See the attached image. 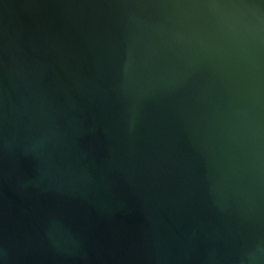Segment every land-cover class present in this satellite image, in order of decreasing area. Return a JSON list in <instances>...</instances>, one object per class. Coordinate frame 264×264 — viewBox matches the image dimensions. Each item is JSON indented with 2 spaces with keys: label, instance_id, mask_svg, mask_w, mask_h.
Here are the masks:
<instances>
[{
  "label": "water",
  "instance_id": "1",
  "mask_svg": "<svg viewBox=\"0 0 264 264\" xmlns=\"http://www.w3.org/2000/svg\"><path fill=\"white\" fill-rule=\"evenodd\" d=\"M0 264H264V0H0Z\"/></svg>",
  "mask_w": 264,
  "mask_h": 264
}]
</instances>
